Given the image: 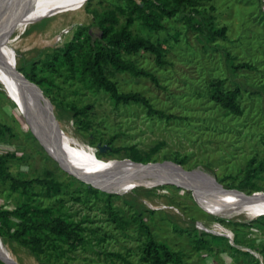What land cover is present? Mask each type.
Returning a JSON list of instances; mask_svg holds the SVG:
<instances>
[{
    "label": "rangeland",
    "instance_id": "obj_1",
    "mask_svg": "<svg viewBox=\"0 0 264 264\" xmlns=\"http://www.w3.org/2000/svg\"><path fill=\"white\" fill-rule=\"evenodd\" d=\"M196 1L173 16H163L158 29L141 19L132 25L134 33L162 48L165 64H158L150 53L134 56L157 80L127 72L111 74L121 91L142 92L151 107L141 102L117 104L105 89L88 88L72 77L66 64L55 72L44 62L66 47L78 29L91 27L95 34H101L93 10L112 9L123 0H87L44 17L31 23L10 47L17 67L26 72L33 66L37 75L46 79L41 87L54 106L60 127L91 143L97 158L133 160L129 155L137 148L149 152L153 162L183 159L185 168L205 169L227 188L264 194V170H254L264 161V0ZM193 11L211 16L213 25L223 29L224 35L208 37L186 18ZM126 19L120 16V22ZM17 34L18 30L10 36ZM240 62L253 67H234ZM217 78L226 79L227 87H242V114L227 113L211 98L210 83ZM89 105L85 115H74L70 108ZM80 117L88 127L78 120ZM0 122L12 127V132L0 134V155H14L9 161L14 177H45L50 169L65 182L63 190L51 197L35 183L30 191L32 202L50 206L54 216L76 221L85 237L77 248H71L46 230L42 235L45 251L36 254L11 235L18 227L16 217L10 219L11 228L0 221V237L16 264H146L140 257L146 228L134 220L137 207L127 202L134 198L142 205L141 216L152 235L177 251L187 264H255L257 260L264 264V217L253 220L262 214L244 212L220 220L225 217L195 191L174 184L109 188L121 193L103 188L96 194L88 192L83 180L65 170L34 135L1 81ZM105 144L109 147L100 151L99 145ZM112 147L121 150L114 152ZM77 150L83 152L81 147ZM252 160L255 164L250 166ZM136 186L144 187L133 189ZM256 187L263 192L254 193ZM108 193L114 209L129 220L126 228L110 219ZM27 200L21 191L11 189L10 180H0V209H14ZM221 222L233 236L217 230L216 224ZM201 239L207 240L206 246L199 247ZM246 251L252 255L244 254ZM9 258L0 247V264H10Z\"/></svg>",
    "mask_w": 264,
    "mask_h": 264
},
{
    "label": "trees",
    "instance_id": "obj_2",
    "mask_svg": "<svg viewBox=\"0 0 264 264\" xmlns=\"http://www.w3.org/2000/svg\"><path fill=\"white\" fill-rule=\"evenodd\" d=\"M196 4V0H123V3H118L112 9L101 11L94 9L93 13L99 19L101 34H95L91 27L78 29L66 47L56 51L52 59H45L44 62L55 72L60 70L59 66L61 64H66L72 77L88 88L105 89L111 94L117 104L141 102L151 107L149 99L142 92H123L120 90L117 81L111 77V74H116L117 72H127L135 77L149 76L157 80L150 70L139 65L136 59H134V56L141 52L153 54L158 64L166 63L161 46L146 36L134 33L132 25L135 19H141L146 25H152L158 29L162 26L161 18L163 16H173L182 8ZM121 15L127 17L125 23L120 22ZM185 16L191 22L196 23L198 28L210 38L224 35V30L216 28L213 25L212 17L205 13L193 11L192 13H187ZM234 67L252 68L253 65L247 62H240L235 64ZM22 71L40 86L46 80L44 77L37 75L33 70V66L26 72ZM225 82L226 79L224 78L212 80L210 83V96L227 113L240 115L244 110L239 100L242 94V87L237 84L227 87L225 86ZM89 107L91 108L90 105L83 108H70L74 115H85ZM78 120L88 127V123L84 118L80 117ZM8 131L12 132V127L0 122V134L4 135ZM30 134L36 138L31 131ZM112 150L119 152L121 148L112 147ZM97 155L101 157L99 151H97ZM13 156V154L0 155V180H10L11 189L21 191L26 195L28 200L14 209H0V221L11 228L10 219L16 217L18 219V227L11 231V235L36 254L45 251L42 235H44L46 230L49 234L60 238L71 248H77L85 240L79 223L64 217L54 216L50 206L45 207L34 203L32 202L33 198L30 196V191L35 183L42 185L44 187V194L51 197L63 190L65 182L57 179L50 169L46 170L45 177L39 176L29 180L14 177L9 170V161ZM129 157L139 162L151 161V154L149 152L137 148H133ZM182 160L177 162L182 164ZM254 164L255 160H252L250 166ZM254 170H264V161L258 167H255ZM81 182L86 185L88 192H93L94 194L99 192V188L93 187L84 181ZM253 185L256 186L254 182ZM137 187L144 186H136L133 189ZM256 190H260V188L256 187ZM77 198L82 199L81 196H77ZM127 202L137 207L138 214L134 220L141 227L146 228L147 238L142 243L141 261H144L146 264H187L177 251L172 250L166 242L159 241L152 235L141 216V203L135 198L127 200ZM106 206L113 223L121 228H126L130 225L129 220L125 219L123 215L114 209L111 193L107 194ZM262 217H264V214L259 215L253 220H258ZM219 219L226 220L227 218L221 217ZM205 234L208 233L205 232ZM201 242L202 245L199 247L206 246V239H201ZM236 250H239V248L236 247ZM244 254L252 255L248 251L244 252ZM255 264H260V261L257 260Z\"/></svg>",
    "mask_w": 264,
    "mask_h": 264
},
{
    "label": "bare ground",
    "instance_id": "obj_3",
    "mask_svg": "<svg viewBox=\"0 0 264 264\" xmlns=\"http://www.w3.org/2000/svg\"><path fill=\"white\" fill-rule=\"evenodd\" d=\"M6 1L0 0V4ZM86 1L26 0L16 10L0 38L1 55L8 61L15 62L17 66L10 44L16 43L21 36L20 33L37 20L81 6ZM16 30H18V34L11 37L10 33ZM0 81L14 97L28 126L30 125L34 135L45 146L49 154L68 171H75L94 179L98 178L96 184L100 188H125L137 184L150 186L161 184H177L178 186L179 184L195 191L204 203H207L217 214L225 218L244 212H248L250 215L264 214V194L250 195L237 188H227L214 174L205 169H187L174 161L142 165L135 160L97 158L95 150L88 142H82L75 135L60 127L54 106L46 99L43 97L35 99L33 95L24 91L18 80L9 71L2 67H0ZM77 147L83 148V152L80 153ZM216 228L228 236H233L222 222L216 224ZM0 247L6 255L10 256V264H16L1 237Z\"/></svg>",
    "mask_w": 264,
    "mask_h": 264
},
{
    "label": "water",
    "instance_id": "obj_4",
    "mask_svg": "<svg viewBox=\"0 0 264 264\" xmlns=\"http://www.w3.org/2000/svg\"><path fill=\"white\" fill-rule=\"evenodd\" d=\"M26 0H7L4 3L0 4V38L7 26V24L10 22L11 18L14 16L16 10L19 8V6L24 3ZM34 1V0H33ZM0 67L4 68L5 70L9 71L19 82V84L21 85V87L24 89V91L28 92L29 94L33 95L34 98H38V97H43L45 98V92L43 91V88L36 83L35 81H33L32 79H30L21 69H19L15 62L13 61H8L7 59H5L1 53H0ZM109 146L107 144L105 145H99L100 151H106V149ZM58 161V160H57ZM59 162V161H58ZM165 163V160L163 161ZM60 163V162H59ZM140 163L142 165H149L151 163H154L153 161H149V162H141ZM181 164V163H180ZM60 165L67 170V168H65L61 163ZM68 171V170H67ZM74 175H76L77 177H79L80 179H82L83 181L89 183L90 185L101 189L99 186H97L96 184V180L98 178H93L91 176L88 175H82L80 173L77 172H71L68 171ZM177 185V184H176ZM179 185V184H178ZM180 186V185H179ZM103 190H108L111 192H117V193H121L118 190H111V189H103ZM257 192H263L261 190L255 191L254 193ZM264 193V192H263ZM8 263V262H7Z\"/></svg>",
    "mask_w": 264,
    "mask_h": 264
},
{
    "label": "built area",
    "instance_id": "obj_5",
    "mask_svg": "<svg viewBox=\"0 0 264 264\" xmlns=\"http://www.w3.org/2000/svg\"><path fill=\"white\" fill-rule=\"evenodd\" d=\"M255 254H256L257 256H259V254H258L257 252H255Z\"/></svg>",
    "mask_w": 264,
    "mask_h": 264
}]
</instances>
